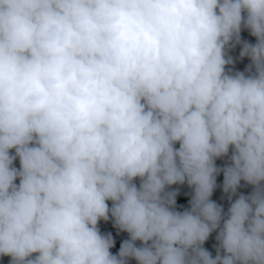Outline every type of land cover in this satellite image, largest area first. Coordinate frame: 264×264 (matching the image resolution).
I'll list each match as a JSON object with an SVG mask.
<instances>
[{
  "label": "clouds",
  "instance_id": "1",
  "mask_svg": "<svg viewBox=\"0 0 264 264\" xmlns=\"http://www.w3.org/2000/svg\"><path fill=\"white\" fill-rule=\"evenodd\" d=\"M0 256L264 264V0H0Z\"/></svg>",
  "mask_w": 264,
  "mask_h": 264
},
{
  "label": "trees",
  "instance_id": "2",
  "mask_svg": "<svg viewBox=\"0 0 264 264\" xmlns=\"http://www.w3.org/2000/svg\"><path fill=\"white\" fill-rule=\"evenodd\" d=\"M239 45V44H238ZM234 50V48L232 47V48H229V49H227V51H233ZM174 188V187H173ZM173 188H167L168 190H171V189H173ZM178 192V191H177ZM177 195V194H176ZM178 198H180V199H182L181 198V196L180 195H178ZM102 222V219L101 220H98V224H100ZM210 253L212 254V253H214L213 251H210ZM3 260H5L4 258H2L1 256H0V261H3Z\"/></svg>",
  "mask_w": 264,
  "mask_h": 264
}]
</instances>
